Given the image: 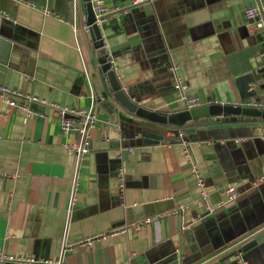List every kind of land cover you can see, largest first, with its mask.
Segmentation results:
<instances>
[{
    "label": "crops",
    "instance_id": "obj_1",
    "mask_svg": "<svg viewBox=\"0 0 264 264\" xmlns=\"http://www.w3.org/2000/svg\"><path fill=\"white\" fill-rule=\"evenodd\" d=\"M24 1L35 8L0 0V35L11 43L6 61L0 59V84L67 107H89L92 94L97 121L68 216L75 159L63 144L75 142L76 134H62L50 109L27 116L0 100V172L16 174L0 178V251L56 262L64 240L75 244L127 225L126 234L66 250L60 264H169L176 255L184 264H236V250L216 258L248 231L264 227V183L251 185L264 174V120L195 122L189 136L184 129L188 143L144 145L140 129L164 135L167 127L137 118L113 99L84 30L82 0ZM255 3L155 0L146 15L129 0H104L126 10L101 28L123 89L151 111H183L168 71L173 64L203 105L211 97L239 103L233 80L264 62V39L249 35L242 14ZM189 161L214 207L200 220ZM118 167L126 176L123 204L116 192ZM229 184L239 196L219 207L218 191ZM179 206L177 215L159 218ZM145 218L153 221L139 231L131 227ZM243 256L248 264H264V239Z\"/></svg>",
    "mask_w": 264,
    "mask_h": 264
},
{
    "label": "built area",
    "instance_id": "obj_2",
    "mask_svg": "<svg viewBox=\"0 0 264 264\" xmlns=\"http://www.w3.org/2000/svg\"><path fill=\"white\" fill-rule=\"evenodd\" d=\"M19 4L26 5L30 8H35V6L24 0H14ZM155 0H129V5L131 7H142L144 5H151ZM91 8L94 14L95 22L94 24L102 28L103 24H105L111 17L116 15L126 14V10H122L119 7H107L104 4V0H90ZM43 13L45 15L51 16L54 15L50 11L44 9ZM1 14V13H0ZM243 17L245 20L246 26L249 35H260L264 39V0H256V3L250 6H247L243 9ZM4 18L8 17L6 15ZM63 21L62 19H60ZM73 28L76 31V28L73 24ZM85 32L88 33V26L84 25ZM169 73L173 77V89L176 93L177 100L183 105L184 110H192L199 107L204 106L202 101L194 94L191 93L189 84L187 80L180 73L179 67L176 65H170L168 67ZM0 100L2 103L6 105L7 110H16L22 111L27 116L32 115H40L44 116V114L34 108L32 106L42 107L44 109H50L54 111L60 119L59 125L61 133L66 135L68 133H75L77 136V140L75 142H67L63 144L65 152L68 156H73L75 159V175L73 178L70 195H69V209L68 216L70 215L71 209L76 202V190H77V177L79 175L80 166L85 158V156L89 153V142H90V132L95 128L96 125V115L94 111V95L91 94V104L89 107L78 108V107H67L61 106L58 103L49 101L42 97L32 95L30 93L22 92L18 89H13L7 87L5 85L0 84ZM208 104V102H207ZM206 104V105H207ZM248 106L256 107V108H264V105L261 102H253L249 100V103H246ZM2 112L0 111V116ZM169 136L175 137H184L185 131L184 129L172 130ZM189 172L190 175L195 179V183L197 186V194L194 199V204L200 210L197 220L202 219L206 214H210L213 212L214 207L209 200V194L206 192L204 187V179L200 175L197 167L189 161ZM15 173L9 172H0V178L3 179H11L15 178ZM116 192L117 198L119 202L123 204L124 202V193H125V183L126 176L122 167H118L116 170ZM264 183V174L257 177L252 182L253 187H257ZM219 200L216 204L219 207H222L230 202L235 201L239 193L236 187L233 184H229L223 186L219 189ZM183 210V207L179 206V210H173L166 212L164 215H160L159 218L167 217L169 215H177L180 211ZM153 219L145 218L136 221L131 225L135 231H139L142 226L152 222ZM68 225V221H67ZM128 231L127 225H122L119 227H115L110 229L109 231L87 237L81 239L75 244H68L66 240L62 243L61 254L59 260L53 262L51 260L45 259H36L33 256H23V255H12L6 254L0 251V264H60V259L62 258L63 253L66 250H73L76 247H87L91 248L92 245L99 239L103 238H114L119 235L126 234ZM259 234L263 236L264 239V227L256 230L252 235ZM250 236V235H249ZM236 264H248L243 256V253H237L234 257Z\"/></svg>",
    "mask_w": 264,
    "mask_h": 264
},
{
    "label": "water",
    "instance_id": "obj_3",
    "mask_svg": "<svg viewBox=\"0 0 264 264\" xmlns=\"http://www.w3.org/2000/svg\"><path fill=\"white\" fill-rule=\"evenodd\" d=\"M85 9V24L88 26V32L90 40L92 42L93 50L97 58L99 65V72L106 78L107 88L112 94L113 99L125 108L129 113L134 114L137 118L144 120L148 123L160 126V127H174V128H192L195 122L207 123V122H223V123H237L249 120H264V108H256L248 106L245 102L250 100L253 102H261L264 105V95L261 92L264 91V62H258L257 66L252 69L251 72H247L243 75L236 77L233 80L234 86L238 93L239 103H217L211 97L207 100L208 104L202 107L183 110L176 113L165 114L157 111H151L145 107L139 105L132 100V94L130 90L125 91L122 84L119 82L109 53L105 48V43L102 38V32L94 22V14L91 8L90 0H82ZM142 9L146 15L151 14V5H144ZM11 43L0 35V59L5 62ZM263 55V54H262ZM260 55V57H262ZM264 59V58H263ZM258 75L263 76L261 79H257ZM32 108L44 112V108L32 106ZM141 136L144 145H158L166 143H188L189 138L165 136L148 130H142ZM116 178V175H115ZM257 229L248 231V234L239 239L228 252L221 254L220 257L227 256L231 251L236 250L237 253H243L248 249L255 247L256 244L263 238L262 235H252ZM250 235V236H249ZM234 255V257L236 256ZM171 261L169 264H184L180 258V255ZM201 264H220V261L207 260Z\"/></svg>",
    "mask_w": 264,
    "mask_h": 264
},
{
    "label": "trees",
    "instance_id": "obj_4",
    "mask_svg": "<svg viewBox=\"0 0 264 264\" xmlns=\"http://www.w3.org/2000/svg\"><path fill=\"white\" fill-rule=\"evenodd\" d=\"M200 124H206V123H200ZM178 128H174V127H167L166 128V130L164 131V135H166V133L168 132V130H169V132H171L172 130H177ZM180 129H185V130H187L186 131V134L189 136L192 132H193V128H180ZM167 131V132H166Z\"/></svg>",
    "mask_w": 264,
    "mask_h": 264
}]
</instances>
